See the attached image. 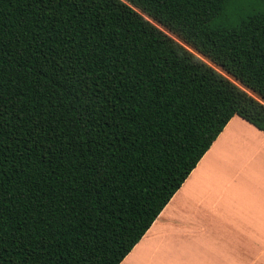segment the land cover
<instances>
[{"label": "trees", "instance_id": "obj_1", "mask_svg": "<svg viewBox=\"0 0 264 264\" xmlns=\"http://www.w3.org/2000/svg\"><path fill=\"white\" fill-rule=\"evenodd\" d=\"M235 115L264 0H0V264H120Z\"/></svg>", "mask_w": 264, "mask_h": 264}, {"label": "crops", "instance_id": "obj_2", "mask_svg": "<svg viewBox=\"0 0 264 264\" xmlns=\"http://www.w3.org/2000/svg\"><path fill=\"white\" fill-rule=\"evenodd\" d=\"M120 264H264V131L233 116Z\"/></svg>", "mask_w": 264, "mask_h": 264}, {"label": "rangeland", "instance_id": "obj_3", "mask_svg": "<svg viewBox=\"0 0 264 264\" xmlns=\"http://www.w3.org/2000/svg\"><path fill=\"white\" fill-rule=\"evenodd\" d=\"M199 56H201L205 61H207L208 63H210L212 66H214L215 68H217L220 72H222V73H224L225 75H227V76H230V75H228L226 72H224L221 68H219V67H217V66H215L213 63H211L209 60H207L204 56H202V55H200V54H198ZM230 78H232L231 76H230ZM233 79V78H232ZM234 80V79H233ZM237 82V81H236ZM238 83V82H237ZM239 84V83H238ZM250 94H252V95H254L255 97H257L252 91H250V90H247Z\"/></svg>", "mask_w": 264, "mask_h": 264}]
</instances>
